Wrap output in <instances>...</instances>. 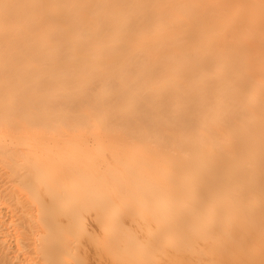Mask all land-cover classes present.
<instances>
[{
  "label": "bare ground",
  "instance_id": "1",
  "mask_svg": "<svg viewBox=\"0 0 264 264\" xmlns=\"http://www.w3.org/2000/svg\"><path fill=\"white\" fill-rule=\"evenodd\" d=\"M0 264H264V0H0Z\"/></svg>",
  "mask_w": 264,
  "mask_h": 264
}]
</instances>
